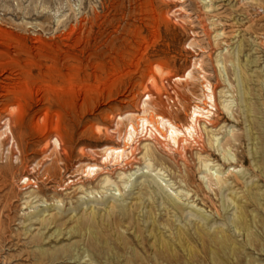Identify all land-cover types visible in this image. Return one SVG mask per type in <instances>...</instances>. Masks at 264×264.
Listing matches in <instances>:
<instances>
[{
    "label": "rangeland",
    "instance_id": "obj_1",
    "mask_svg": "<svg viewBox=\"0 0 264 264\" xmlns=\"http://www.w3.org/2000/svg\"><path fill=\"white\" fill-rule=\"evenodd\" d=\"M0 60V264H264V0H0Z\"/></svg>",
    "mask_w": 264,
    "mask_h": 264
},
{
    "label": "bare ground",
    "instance_id": "obj_2",
    "mask_svg": "<svg viewBox=\"0 0 264 264\" xmlns=\"http://www.w3.org/2000/svg\"><path fill=\"white\" fill-rule=\"evenodd\" d=\"M84 41V40H82ZM56 48V47H55ZM92 54V53H91ZM1 61V60H0ZM2 63V62H1ZM8 77V76H7ZM2 82V81H1ZM17 84V83H16ZM159 85V84H158ZM158 89V86L156 84V82L154 80H151L149 85H148V93H147V98L146 100H153L155 101L156 104H159V93H157ZM207 90H209L208 93H210V95L208 96V100L209 102L211 103V106L214 105L215 101H214V97L212 95V91L210 89L207 88ZM6 91V90H5ZM0 97H3L0 95ZM146 106V105H144ZM199 107L197 108H194L192 115L190 117V126L188 127H182L183 130H181L179 127H177L170 119L166 118V117H163V116H158L156 117V120H157V125L151 121H148L146 120L145 118H141L140 119V122H141V128L143 131L146 132V134L148 133L151 137H154L155 140H159L158 136H162L161 135V132L159 130V128H161L162 130H165L166 131V134L164 135V139L166 141H168V143H172V145H174L175 147L177 148H183V142H187L185 140H183L184 138L183 137H186V136H190L192 135V133H196L197 131V124L198 122H200L201 118L204 117V115H208V112H202L201 109H198ZM145 112V111H144ZM143 112V113H144ZM11 113V112H10ZM146 113V112H145ZM204 113V114H203ZM211 114V113H210ZM15 115V114H14ZM206 117V116H205ZM200 118V119H199ZM207 118V117H206ZM15 117L14 118H9L7 119L4 123H2V127H5L4 129V132H2L0 134V141L3 140V141H7L10 143V148L14 150V148L17 150L18 149V144H17V141H16V138H15V135H14V129H13V124L15 122ZM118 124V123H117ZM138 124V123H137ZM53 128V127H52ZM137 131L133 126H131L129 128V130L127 131L126 133V141L127 143H134V139L137 137ZM111 138L113 137L115 139V131H112L109 133ZM200 134V133H199ZM125 135V134H124ZM153 135V136H152ZM158 135V136H157ZM198 135V134H197ZM189 137V138H190ZM125 138V137H123ZM183 138V139H182ZM187 140L188 137H186ZM185 138V139H186ZM191 141H194V139L192 140V138H190ZM154 140V141H155ZM164 140V141H165ZM124 142V141H123ZM1 143V142H0ZM55 143H56V148H59L60 150L62 149L61 148V143L59 140H56L55 139ZM160 143V142H159ZM3 144V143H2ZM164 143H162L161 145H163ZM134 145V144H132ZM166 145V143H165ZM164 145V146H165ZM167 146V145H166ZM123 148V147H122ZM174 148V147H173ZM181 148V149H182ZM127 149V148H125ZM125 149H120V148H113V147H106L105 148V159H104V162H117L118 165L119 164V161H121V163H123V158H125L126 156V151ZM136 158V157H134ZM136 159H139V158H136ZM144 159V158H143ZM142 160V159H141ZM148 160V159H147ZM22 161V160H21ZM145 161V160H144ZM113 162V163H114ZM138 162V161H137ZM125 163V162H124ZM127 163V162H126ZM134 163V162H133ZM129 164V163H128ZM132 164V163H131ZM115 165H117L115 163ZM139 165V164H138ZM149 166V165H148ZM96 166H88L87 167V172L89 174L93 173V171H96L95 170ZM133 170H135L137 172L136 169L139 170V168L137 167H134L132 168Z\"/></svg>",
    "mask_w": 264,
    "mask_h": 264
}]
</instances>
